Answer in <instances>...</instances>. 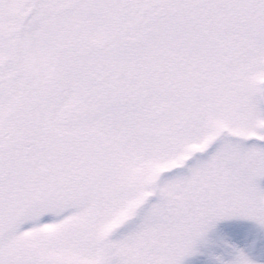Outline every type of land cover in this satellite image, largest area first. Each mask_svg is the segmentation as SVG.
Listing matches in <instances>:
<instances>
[{
  "label": "snow or ice",
  "instance_id": "obj_1",
  "mask_svg": "<svg viewBox=\"0 0 264 264\" xmlns=\"http://www.w3.org/2000/svg\"><path fill=\"white\" fill-rule=\"evenodd\" d=\"M0 264H264V0H0Z\"/></svg>",
  "mask_w": 264,
  "mask_h": 264
}]
</instances>
